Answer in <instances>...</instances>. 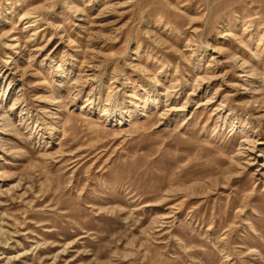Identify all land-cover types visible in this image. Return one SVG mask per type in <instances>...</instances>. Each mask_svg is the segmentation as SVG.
Segmentation results:
<instances>
[{
    "label": "rangeland",
    "instance_id": "rangeland-1",
    "mask_svg": "<svg viewBox=\"0 0 264 264\" xmlns=\"http://www.w3.org/2000/svg\"><path fill=\"white\" fill-rule=\"evenodd\" d=\"M0 264H264V0H0Z\"/></svg>",
    "mask_w": 264,
    "mask_h": 264
}]
</instances>
